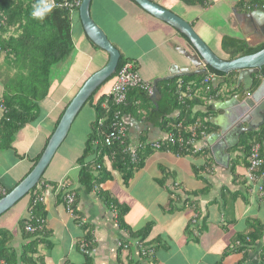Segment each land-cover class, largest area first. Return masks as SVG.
Wrapping results in <instances>:
<instances>
[{"label":"crops","instance_id":"crops-1","mask_svg":"<svg viewBox=\"0 0 264 264\" xmlns=\"http://www.w3.org/2000/svg\"><path fill=\"white\" fill-rule=\"evenodd\" d=\"M155 1L187 20L224 60L231 59V50L223 48L225 37L244 41L249 47L264 44V24L262 16L257 14L262 8H250L248 0H207L203 6L188 5L182 0ZM91 15L121 55L136 65L145 81L166 79L173 66L192 68L177 50V46L188 49V40L137 3L92 0ZM72 19L76 58L87 60L86 67L71 84L52 83L49 95L41 102L40 119L16 132L10 147H4L0 141V194L13 189L29 174L72 98L109 59L85 34L79 13L74 12ZM75 23L77 35L73 31ZM252 77L255 88L264 79L261 74ZM197 80L199 77L189 82L193 90L199 84ZM106 84L97 98L107 93L113 82ZM220 88L215 95L212 92V128L203 150H174L177 145L154 149L150 143L162 140L168 127L146 121L145 111L126 115L128 141L145 143L138 151H145L144 165L125 180L121 172L112 169L113 160L107 156L104 166L112 170V178L92 190H86L79 181L82 167L79 159L96 118V111L89 104L92 108L82 144L78 148L70 145L71 150H58L40 178L37 190L0 215V247L12 248L18 259L28 249L36 264H86V256L91 258L89 264H260L264 247V195L246 177L248 163L243 150L227 149L229 161L225 166L215 157L218 140L209 141L221 130L217 118L223 112L216 110L215 104L228 98V93ZM204 104L194 112L205 114ZM0 107L3 110L1 99ZM177 113L170 115L169 123L177 119ZM91 159L88 155L85 162ZM103 191L117 204L127 207L122 215L124 227L118 222L117 210L108 209L101 196ZM68 192L76 196L75 216L65 209L63 197ZM36 195L44 197L39 202L44 215L38 214L43 224L40 234L27 237L23 222L28 225L29 208ZM149 224L148 235L142 242L139 236L131 237V232L136 233ZM87 230L93 240L90 255L84 251ZM258 232L261 238L252 243L249 235ZM245 237H249L246 241L251 245L242 243ZM34 238L37 240L33 243ZM120 242L129 245L128 248L120 250ZM141 247L149 249L147 256L140 254ZM0 264L7 263L0 259Z\"/></svg>","mask_w":264,"mask_h":264},{"label":"trees","instance_id":"trees-1","mask_svg":"<svg viewBox=\"0 0 264 264\" xmlns=\"http://www.w3.org/2000/svg\"><path fill=\"white\" fill-rule=\"evenodd\" d=\"M81 1L82 0H50L55 6L43 19H40L34 18L32 12L41 4L42 0H0V55H4V62L9 72H11V70L14 71L11 74H7L6 79L1 81L4 91L1 96L3 115L0 119V141L3 143L4 147L11 146L16 132L25 125L35 123L40 119L42 112L41 102L49 95L55 75L54 68L56 70L60 64L71 57L75 50L72 33V16L74 12L79 13ZM182 1L188 5L199 4L202 6L206 5L208 2L207 0ZM248 1L251 3L250 8L261 7L264 9V0ZM182 36L185 37L183 34ZM222 44L225 50H231V59L253 54L264 48V44L256 47H249L246 42L231 37L223 38ZM127 61L128 60L121 55L115 74L104 84L110 81L114 82L118 71ZM210 72L224 75L213 69H210ZM261 75L264 77V66L262 67ZM197 77L200 79L197 80L200 86V82L203 80L201 75L183 76L158 81L155 85L156 94L154 96H149L139 88H131L128 91L125 103L122 105L115 104L114 100H112L107 93L97 98V94L104 84L100 86L86 102V104L93 105L96 111V118L91 125V132L86 141L85 152L79 159V163L82 165L79 178L80 184L86 190H92L96 186L100 187L106 180L112 178L110 172L112 170L109 168L108 171L104 166L105 156L112 158V155H114L112 159V169L121 172L125 180L130 179L136 169L144 165L145 154L143 153L145 151L138 153L139 160L136 164L131 162L129 155L125 151L128 140L126 144L115 143L112 147H107L104 144V136L110 129L114 114L117 111L121 112L123 115H139L142 111H145L146 121L165 128H167L170 122L168 118L176 111H178V118L172 122H181L184 126L190 125L196 118L204 119L213 113V105L207 106V113L205 114L200 111L194 112V109L203 103L200 98H186L184 101L179 99L178 82L182 81L184 86H186L192 79ZM219 88L220 87H213L214 95L218 92ZM105 102H107L108 108L103 106ZM205 126L209 133L211 130L210 128H212L211 123L207 122ZM263 141L264 125L256 131L244 133L241 136L240 142L232 149L235 150L240 148L243 150L245 160L249 166L250 150L253 144H260L261 154L264 156ZM174 150L184 149L176 147ZM88 155H91L92 159L85 162ZM38 160L39 159H37L35 164ZM98 164L101 165L100 169L97 168ZM38 184L31 189L28 194H33L37 190ZM11 190L12 189H9L5 193L0 194V199ZM101 196H103L108 209L117 210L118 222L121 227H124L122 215L125 210H127V207L124 208L117 204L107 192L103 191ZM31 197H33V195H31ZM33 203L34 198L31 202L34 216L31 224L36 227V231L34 233L27 232L24 220L23 229L27 237H34V235L40 234L41 227H39L36 219L41 220L42 217L38 215L40 212L42 213L40 216L44 215L41 205L39 203L34 205ZM74 208V211H76V201L74 203ZM150 227L149 224L136 233L131 232V237L133 239L140 237L142 242V239L148 235ZM87 229L90 228L87 226ZM249 237L250 241L253 243L261 238V234L260 232H258V234H250ZM249 237L243 238L242 243L247 245L248 243L246 240ZM34 239L33 243L37 238ZM92 242V234L88 231L86 234L87 245L84 246V251L89 253V255L92 251ZM248 245H251V243ZM27 246L32 249L31 244H27ZM127 248L128 247L121 246L120 250H125ZM148 250L147 248L141 247L139 252L147 256ZM33 253L32 250L31 254ZM28 254L29 252L27 249L25 253L22 252L20 259H18L15 250L12 248L6 249L0 247V259H3L7 264H18L19 261L24 264H36L32 256ZM261 260L264 261V247ZM90 261L91 258L86 256V264H89ZM262 261L260 264H264Z\"/></svg>","mask_w":264,"mask_h":264},{"label":"water","instance_id":"water-1","mask_svg":"<svg viewBox=\"0 0 264 264\" xmlns=\"http://www.w3.org/2000/svg\"><path fill=\"white\" fill-rule=\"evenodd\" d=\"M133 1L150 15L178 30L189 42L188 49L177 46V50L188 60L192 68L173 66L170 71L171 75L166 79L207 75L210 69L225 75L222 77L217 74L213 79V86L216 88L222 84L220 91L228 93V98L215 104L216 110L223 112L217 118L220 120L217 125L221 130L209 141H214L215 138L218 140V145L214 148L217 150L215 157L218 162L227 166L229 156L226 150L235 147L244 133L256 131L264 125V79L255 88L252 77L253 74H261L264 66V48L253 54L224 60L215 54L193 26L178 14L152 0ZM91 3L92 0L81 1L79 18L87 37L94 45L104 50L109 59L102 68L84 82L72 98L33 169L17 186L0 199V215L12 208L38 184L85 103L117 70L121 53L93 19ZM257 14L262 16L261 21L264 24V9H258ZM158 81L160 79L156 80L154 85ZM262 146L264 148V141Z\"/></svg>","mask_w":264,"mask_h":264},{"label":"built area","instance_id":"built-area-1","mask_svg":"<svg viewBox=\"0 0 264 264\" xmlns=\"http://www.w3.org/2000/svg\"><path fill=\"white\" fill-rule=\"evenodd\" d=\"M217 74L209 72L207 75H203V80L199 84H195L196 89L193 90L192 84L184 86L182 81L178 82L179 89V99L184 101L187 99L200 98L205 104L204 113H207V106L212 105L213 101V79ZM131 88H139L144 91L149 96H154L156 94V89L154 83L147 82L138 74L135 64L131 61H127L118 71L115 80L107 92L108 96L114 100L115 104L122 105L127 99L128 91ZM104 107H107V102L103 104ZM108 108V107H107ZM195 110V109H194ZM126 115H123L121 112L117 111L114 114V119L112 121L111 127L104 136V144L107 147H112L115 143L126 144L128 140V130H127V121ZM178 118V113H177ZM211 115L205 117L203 120L196 118V120L188 126H184L180 123H169L168 130L165 132V136L162 140L151 142L150 145L154 149H161L165 145L174 146L177 145L184 150H192L193 152L203 150V143L208 137V131L205 124L210 122ZM145 143H131L128 141L127 146H125V151L130 157V160L133 164H136L139 160L138 151L139 148H142ZM112 155V158L113 159ZM105 156L104 158H106ZM108 159V158H106ZM97 168L100 169L101 165L98 164ZM247 179L252 182L259 194L264 195V156L261 154L260 144H253L250 150L249 156V166L246 173ZM44 197L36 195L34 198V205L36 203L42 202ZM64 205L66 211L75 216L74 203L76 201V196L74 193L68 192L64 194L63 197ZM30 215L27 219L28 225L26 226V231L34 233L36 227L31 223L33 221V205L29 208ZM39 227H42L43 220L36 219ZM119 243V248L121 246L128 247V245Z\"/></svg>","mask_w":264,"mask_h":264},{"label":"rangeland","instance_id":"rangeland-1","mask_svg":"<svg viewBox=\"0 0 264 264\" xmlns=\"http://www.w3.org/2000/svg\"><path fill=\"white\" fill-rule=\"evenodd\" d=\"M77 18V17H76ZM77 23L73 25V31L75 35H77ZM13 32V31H12ZM76 54H78V50L75 48L73 52V56L69 57L64 63L60 64L59 67L54 68L55 75L53 78V84L56 82H60V84L63 83V86L67 84H71L74 80L77 79L79 75L83 73L84 68L86 67L87 60H84L83 58L80 60H77ZM9 72L8 67L6 66L4 62V55H0V99L2 98V94L4 91V87L1 84V81L6 79L7 74H11ZM63 81V82H62ZM111 82V81H110ZM109 83V82H108ZM105 87L107 86L104 85ZM103 88V86L101 87ZM89 104L85 103L83 108L81 109L79 116L77 117L75 123L72 126V129L70 130V135L66 137V139L63 141L61 146L58 148V150H71L70 145H73L75 147H79L82 143V141L86 138V131H87V118L89 115L90 110ZM3 114V110L0 107V116ZM83 135V136H82ZM59 152V151H57ZM54 158V157H53ZM177 190V189H176Z\"/></svg>","mask_w":264,"mask_h":264},{"label":"clouds","instance_id":"clouds-1","mask_svg":"<svg viewBox=\"0 0 264 264\" xmlns=\"http://www.w3.org/2000/svg\"><path fill=\"white\" fill-rule=\"evenodd\" d=\"M55 5L50 0H42L41 4L32 12L34 18L43 19L44 16L51 12Z\"/></svg>","mask_w":264,"mask_h":264}]
</instances>
